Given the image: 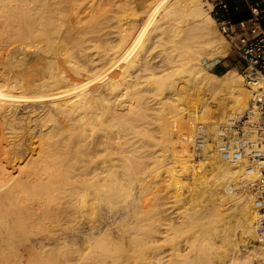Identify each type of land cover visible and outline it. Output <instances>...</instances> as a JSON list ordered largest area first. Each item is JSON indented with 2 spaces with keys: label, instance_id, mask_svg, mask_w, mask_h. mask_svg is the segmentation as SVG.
<instances>
[{
  "label": "bare ground",
  "instance_id": "obj_1",
  "mask_svg": "<svg viewBox=\"0 0 264 264\" xmlns=\"http://www.w3.org/2000/svg\"><path fill=\"white\" fill-rule=\"evenodd\" d=\"M142 1L0 0L1 42L6 45L10 41L11 46L20 40L18 49L36 54L45 65L39 69L43 72L40 77L37 71L30 74L28 70V75L39 77L30 78L35 82L28 89V75L25 80L22 74L24 81L16 76L20 70L14 77L9 75L11 68H20L19 53L15 52L16 64L4 48L15 67L8 72L6 68L7 75L0 73V113L9 114L0 122V264H8L2 256L10 249L17 260L9 264H23L25 257L36 254L37 249L44 251L45 259L49 256L52 264H251L250 256L243 255L239 247L254 244L251 238L256 236V210L251 196L235 191L256 180L259 170L246 167L245 171L242 163L222 158L210 142L211 150L204 155L208 162L191 172L190 185L184 192L196 202L190 204L192 200H188V204L180 205L178 198L183 193L176 186L186 184L178 178L177 165L171 163L172 142L175 134L181 136L177 129L185 128L184 115L198 119L215 139L221 126L227 127L236 114L248 108L250 94L261 83L249 85L245 80V86L242 75L234 71L223 76L206 72L203 60L207 55L216 62L228 52L221 37L213 34L210 25L215 19L202 12L200 0H162V5L157 6V2L148 15L147 10L142 14L135 10ZM26 41H40L43 46L29 49L32 42ZM5 59L0 58L1 64L10 66ZM192 89V96L181 107V99ZM14 105L27 108L28 129L27 122L24 128L20 116L13 113ZM167 115L171 119L169 153L157 148L160 142L156 134L168 135L160 122ZM31 132L36 134L37 147L29 150L26 143L31 142L26 138ZM182 136L184 141L189 139ZM5 153L27 154L35 164L29 171L20 164H12L14 170H10L2 157ZM100 154L101 160L97 159ZM7 160L12 161L10 156ZM156 162L161 164L157 165L158 172H163L156 174L159 183L151 195L154 198L137 203L145 193L137 194L136 202L133 198L128 202L129 188L137 184L143 193V188L149 187L146 171ZM82 184H87L88 192L93 188V198L108 201L110 220L114 219L110 222H116L117 236L111 234L112 230L110 239L105 232L100 235L106 230L102 231L99 223L90 225L86 232L76 228L73 235L56 233L64 220L78 213L80 207L83 211L84 200L92 197L91 193L86 198L87 192L81 206L74 204L82 197H77ZM113 199L123 200L122 208L116 211ZM230 199L236 202L230 203L232 206L237 205L236 212V208L228 207L233 216L223 211ZM44 202L53 205L47 207ZM144 205L150 209L146 213ZM192 210L203 211L201 219L207 217L205 222L211 219L215 223L205 227L199 213L194 216ZM197 218L204 223L198 225L200 229H212L198 230L194 224L195 220L199 222ZM192 223L196 229L184 236V226ZM79 237L93 248L67 262L69 256L57 247L70 245L80 252ZM51 243L56 249L53 244L54 249L50 247ZM258 246L264 253V244Z\"/></svg>",
  "mask_w": 264,
  "mask_h": 264
},
{
  "label": "rangeland",
  "instance_id": "obj_2",
  "mask_svg": "<svg viewBox=\"0 0 264 264\" xmlns=\"http://www.w3.org/2000/svg\"><path fill=\"white\" fill-rule=\"evenodd\" d=\"M145 1V2H144ZM144 1H142V3H140V4H138L136 7H135V10L137 11V9L138 10H140L138 13L139 14H142V13H145V11L147 10V15H148V13L150 12L149 10H152V8H155L156 6V4H157V2H158V4H157V6L160 4V6L162 5V2H160V1H162V0H148V1H146V0H144ZM151 1V2H150ZM154 1H155V3H154ZM167 1V0H166ZM165 0L163 1V2H166ZM171 1H173V0H171ZM174 1H176V0H174ZM143 2H144V4L146 3V5L144 6L143 5ZM153 3V4H152ZM141 5H143V6H141ZM153 5V6H152ZM200 5H201V9H202V12L204 13V14H206V15H210V16H212V17H214L210 12H209V10H210V8L212 7V5L207 1V0H200ZM138 7V8H137ZM142 9V12H141V9ZM152 7V8H151ZM144 8H146V9H144ZM214 19H215V17H214ZM210 28H212V31H213V34L214 35H218V36H220L221 37V39H222V41L224 42V45H226V46H224V48L227 50V55L225 56V57H221L218 61H216V62H214L213 61V58H211L210 56H206L207 57V59H204L203 60V66L206 68L205 70H206V72L209 74H211V73H213V74H217V75H219V76H223L225 73H227L228 71H234V72H238V73H240L241 74V71H240V64H239V60H238V58H239V56H238V54H237V52L233 49V47L231 46V43L226 39V37L223 35V33H221V31H220V28L218 27V21L215 19V21H214V23H211V25H210ZM13 41V40H12ZM16 42H18L19 43V41L20 40H15ZM14 41V42H15ZM42 41V40H41ZM0 42H1V40H0ZM15 42V45L14 44H11V46L13 47V49L11 48V46H10V41H8V43L6 42V45H5V43L4 42H1L0 43V50L1 49H3V50H1L0 52V58L1 59H5V57H6V59L8 60V63H10L11 65L9 66V65H4V64H1V62H0V73H3L4 75H7V74H5V72H6V68H7V72H8V69H10L11 67H13L14 66V63H18L19 61H20V64H18V66H20V68L18 67V68H11L12 70L11 71H13V73L10 71V76L12 75L13 77H14V73H15V75H16V73H18L19 72V70H20V74L18 73L16 76L18 77V78H20V80L21 79H23L24 78V76H23V78H21L22 77V74L24 73V75H25V80H26V76L28 75L27 73H29V71H30V74H31V72H35L36 73V71L39 73H36L37 75H39V77L41 76V74L43 73L41 70H39L42 66H43V68H44V66L45 65H43L44 64V61H41L39 58V56L37 57V55L35 54V55H32V54H30V51H27L26 50V52H22V51H20V49H18V47L17 46H19L20 47V43H21V41H20V43L18 44V43H16ZM27 43H29L28 41H26ZM32 42V41H31ZM30 42V43H31ZM45 42V41H44ZM44 42H42L43 44H44V46H45V43ZM4 43V44H3ZM29 43V44H30ZM39 43V44H38ZM38 43H36V41H34V42H32L31 43V45L32 44H34V45H30V46H28L29 47V49H35L37 46L38 47H40V45H41V47L43 46L42 44H41V42L39 41ZM226 43V44H225ZM35 44H37V45H35ZM8 45H9V47L11 48H9L8 47ZM7 46V47H6ZM22 46V45H21ZM34 46H36V47H34ZM16 47V48H15ZM31 47V48H30ZM37 47V48H38ZM7 49V51H9V55L10 54H12V55H10V57H9V59L11 58H13V66H12V62L8 59V57L7 56H9V55H7L8 54V52L5 50V49ZM36 48V49H37ZM228 48V49H227ZM9 49V50H8ZM16 49V50H15ZM5 50V51H4ZM14 52H13V51ZM19 50V51H18ZM3 51V52H2ZM10 51H12V52H10ZM15 52H17V54L15 53ZM22 52V54L24 55V56H26L25 57V61H24V59H23V55L22 54H20ZM3 53V54H2ZM13 53H14V56H13ZM26 54V55H25ZM28 54H30V55H28ZM5 55H7V56H5ZM18 56V59H19V61H17V56ZM21 55V56H20ZM28 55V56H27ZM13 56V57H12ZM16 56V57H15ZM30 56V57H29ZM41 56V55H40ZM16 59H15V58ZM20 57V58H19ZM21 57H22V60L25 62L24 64L22 63L23 61H21ZM37 59H36V58ZM26 58H30V61H29V59H26ZM34 60H33V59ZM41 58H43L42 56H41ZM212 60H211V59ZM5 59V60H6ZM36 59V60H35ZM26 60H28L27 62H26ZM41 62H40V61ZM43 60V59H42ZM17 61V62H16ZM32 61V62H31ZM34 61H35V63H34ZM38 61V62H37ZM36 62H37V64H36ZM40 62V64L39 65H41L40 67H39V65H38V63ZM43 62V63H42ZM35 65H34V64ZM31 65L30 67H31V69H30V67H29V65ZM213 64V65H212ZM24 65H28V68L27 67H25ZM38 67H37V66ZM211 65V66H210ZM4 66H6V67H4ZM25 68H24V67ZM35 66V68H33V67ZM209 66V67H208ZM3 67L5 68V69H3ZM15 67V66H14ZM23 67V68H22ZM43 68H41V69H43ZM17 69V70H16ZM24 69H25V71H24ZM15 70V71H14ZM29 70V71H28ZM33 70V71H32ZM28 71V72H27ZM40 71L42 72V73H40ZM28 75L27 76V80L25 81V83L27 82V84H28V82H29V84H31V85H29V86H27V88L28 89H31V87L30 86H32V84L35 82H33V81H31V79L30 78H32L33 80L35 79H37V78H39L36 74H34L33 75V73H32V75ZM34 76H35V78H34ZM37 76V77H36ZM24 79L23 80H21V81H24ZM242 79H243V83L245 84V86H247V83H246V81H245V79H244V77L242 76ZM192 85V84H191ZM194 85V84H193ZM192 85V86H193ZM191 86V87H192ZM194 87V86H193ZM192 87V88H193ZM194 89H192V90H190L189 92H187L186 93V96L184 97V99H181V102L183 103L182 105H181V107L182 106H185V104H186V102H188V100H189V97H191L192 96V92H194L193 91ZM209 94V95H208ZM206 96H211V93L210 92H206V94H205ZM250 97H251V94H250ZM250 97H249V99H250ZM2 102H3V100H1ZM0 101V103H2ZM15 107V111L13 112V113H17V114H15L16 115V118L18 119V117H19V120H21L22 121V124H23V126H24V128H26V129H28V125H30L31 126V124L29 123V122H27V108H25V107H23L22 106V108H21V105H14L13 106V108ZM17 107V108H16ZM24 109V110H23ZM25 109H26V111H25ZM185 113H186V111H184ZM184 112H181L180 113V115L181 114H185ZM244 112V111H243ZM243 112H242V114H243ZM23 113V114H22ZM26 113V114H25ZM4 114V113H3ZM2 115V112L0 113V116ZM5 115H7V116H5ZM15 115H13V116H15ZM237 116L235 117V119L239 116V115H241V114H236ZM5 116V117H4ZM8 116H9V114L8 113H5L4 115H2L1 117H0V122L2 121V122H4V118H8ZM23 116H24V118H23ZM25 117H26V119H25ZM184 117V116H183ZM23 118V119H22ZM25 119V120H24ZM183 119H185L186 120V124H185V128L182 126V127H179L177 130H179L181 133L183 132V131H185L187 128H189V125L191 126V120L190 119H187V118H183ZM195 121H194V123L195 122H197L198 121V119H194ZM197 120V121H196ZM24 121V122H23ZM27 122V123H26ZM160 122H161V128L163 127V129H165L164 130V133H168V135H164V137L162 136V133H156L157 135V138H155V139H157L159 142H160V144L158 145V147L157 148H161V149H164L165 150V152H166V150H169L168 151V153L170 152V150L172 149V143L174 144V149H173V158H174V160H175V153L177 152V147H176V136L178 135V134H175L174 135V137H173V142L171 143L168 139L170 138L169 137V134L171 133L170 132V127H169V125H171V119H169L168 118V115H167V117H165V119H162V120H160ZM198 122H200V121H198ZM24 123H26L25 125H26V127H25V125H24ZM166 124V125H165ZM193 124V123H192ZM167 127V128H166ZM184 128V129H183ZM183 129V130H182ZM169 130V131H168ZM31 134V135H30ZM32 134H34V135H32ZM151 133L149 132V135H150ZM28 136H27V138H26V141L28 140V141H30L31 143L29 144V143H26V144H28L29 146V150H32V149H34V148H36L37 146H35L36 145V134L34 133V132H31V133H28L27 134ZM152 135V134H151ZM151 135H150V137H151ZM149 136L148 137H146L145 136V138H150ZM30 138V139H29ZM31 138H34V140L33 139H31ZM27 141V142H28ZM170 142V143H169ZM30 145H31V147H30ZM34 145V146H33ZM164 146V147H163ZM166 148V149H165ZM168 148V149H167ZM37 150V149H36ZM176 151V152H175ZM9 152H10V150H9ZM31 151H29V153H30ZM11 153V152H10ZM10 153H7L8 154V156L6 155V153H5V155L4 156H2L3 157V159L6 161V164H7V166H8V168H10V170H14L13 169V165H16V164H20V166H21V168L22 169H25L26 171H29V170H31L32 169V167L34 166V164H35V162H34V160L33 159H30L29 158V156L27 155V154H10ZM115 154H113V156H114ZM10 156V159L12 160L10 163L8 162L7 163V157H9ZM5 157V158H4ZM102 159V157H103V154H100L99 156H98V158L97 159H100V158ZM100 159V160H101ZM3 160V161H4ZM173 160V159H172ZM5 161H4V163H5ZM171 163L173 164V165H177V163L175 162V161H171ZM233 163H235V162H233ZM8 164H10V165H8ZM13 164V165H12ZM159 164H160V162L158 163V162H156V163H154V164H152V166H150L149 168H148V170L146 171L148 174V176L146 175V179L148 180V183H147V185L149 186V187H144L143 188V190L145 189V191L147 192H143V190L141 191V192H143V193H140V191H139V189H138V187L136 186V185H134V186H132L131 188H129V190L131 191V192H129V195L127 196V198H128V202H131L130 200H132V198H133V202H136V198L138 197V195L137 194H139V196L140 195H142V194H144V196L142 195V196H140V198H138L137 199V203H139V202H142V201H144L147 197H151L152 199L154 198L153 196H151V195H153V193L157 190V186H158V183H159V180H157V178L159 179V174L161 173V172H163V170L162 171H159L158 172V170H160V167H161V164H160V167H158V169H157V165L159 166ZM242 164L244 165H242L243 167H245L244 169H245V171H247L246 170V167H247V163H244V162H242ZM191 165V164H190ZM156 166V167H155ZM179 167L180 166H176L175 167V169H176V172L177 173H180V172H182V170H179ZM178 168V169H177ZM200 168V167H199ZM152 172H151V171ZM156 170H157V172H156ZM158 176H157V175ZM179 176H178V178H181L182 179V181L186 184L185 186H183L184 184H181V185H177L176 186V188H177V190L179 191V193L180 194H182V195H180L179 196V198H178V200H181V201H178V204H180V205H182V204H185V203H187L188 202V200H189V203L191 202V200H192V202L190 203V204H192V203H194V202H196V200L194 201L193 199H191L190 197L191 196H189L188 197V195L186 194H184V192H186V188H187V186H189L190 185V180L188 181V180H186V178H182V173L181 174H178ZM151 177V178H150ZM149 179H151V180H149ZM1 180H3L2 179V177H0V182H1ZM154 180H155V182H154ZM151 183H153V184H151ZM188 183V184H187ZM154 184H156V185H154ZM249 184L250 183H246L244 186H242V188L241 187H239V189H237L236 191H235V193H237L238 195H241V194H244L246 197L249 195V196H251L252 197V199H251V203H253L252 205L254 206V208H255V199H254V197H253V195L251 194V192H250V189H249ZM152 185V186H151ZM28 186H30V187H32V184H28ZM84 186V187H83ZM151 186V187H150ZM153 186H154V189H152L153 188ZM81 187H82V189H81ZM81 187H80V189H81V191H78L79 193H80V195H79V193L77 194V197L78 196H82L81 197V199H80V197H78L80 200H77L78 202L76 203H74V204H78V206L81 204L82 205V203L80 202L81 200H83V198H84V196H85V194L88 192V190H87V184H82L81 185ZM134 187V188H133ZM89 188V187H88ZM149 188H150V190H149ZM185 188V189H184ZM80 189H78V190H80ZM90 191L91 190H93V188H91V189H89ZM128 190V191H129ZM149 190V191H148ZM84 191V192H83ZM89 191V192H90ZM87 193L86 194V198L87 197H89V196H87L88 194L90 195L91 193H92V197H89L90 199H91V201H90V199L89 198H87L88 200H89V203H91L90 204V206H89V203H88V200L86 201V200H84L85 201V205H82L83 207H84V210H86V212L83 210L82 211V208L80 207L79 209H81V210H79L78 211V213H76L75 215H76V217H75V215H71L70 214V216L69 217H67L68 218V220H64V222H63V226L62 227H59V228H57L56 229V233H58V234H62V233H64V235H73L74 233H76L75 231L76 230H79V232H80V230H81V232L83 231V232H86L87 230L89 231V228L91 227L90 225H95V224H97V223H99L98 225H100L101 227H100V229L103 231L104 229L107 231H103V232H101V234L100 235H102V233H104V235L106 234V235H109V237H107V238H109L110 239V231H111V234H114V235H118V230H117V226H116V222H110V221H112V220H114L113 218H112V220H110L111 218H110V212H109V210L111 209V207H110V204H107V202L108 201H102V200H100L99 198H93L94 197V194H93V192H90V193ZM133 193V194H132ZM251 195H250V194ZM84 195V196H83ZM135 195H137V196H135ZM91 196V195H90ZM136 198H135V197ZM182 196H183V198H182ZM248 196V197H249ZM188 197V198H187ZM131 198V199H130ZM181 198V199H180ZM85 199V198H84ZM95 199H96V201H95ZM100 200V201H98V200ZM135 199V200H134ZM114 200L115 199H113L112 201H113V203L116 205V208L113 206L114 204H112L111 206L112 207H114L115 209H116V211L118 210V208H120L121 206H123V205H121L122 203H123V200H121V199H117L115 202H114ZM138 200H140V201H138ZM175 200H177L176 198H175ZM233 199H230V200H228V203L226 204V206H224V212H226V213H229L228 215L230 216V213L231 212H229V210L231 211V209H228V207L229 208H232L233 210L237 207V205L235 206V204H236V202H235V200H234V202L232 201ZM80 202V203H79ZM100 202V203H99ZM232 203H235V204H233V206H235L234 208H233V206L231 205ZM43 204H46L47 205V207H51L52 205H53V203L52 202H50V203H47V202H44ZM188 204V203H187ZM189 204V205H190ZM80 205V206H81ZM118 205V206H117ZM229 205H231V206H229ZM88 206V207H87ZM92 206V207H91ZM95 207V208H94ZM118 207V208H117ZM87 208V209H86ZM110 208V209H109ZM122 208V207H121ZM149 208V206L148 205H144L143 206V209H145V212L144 213H146L148 210H150V209H148ZM227 208V209H226ZM253 208V207H252ZM91 209V210H90ZM201 209L202 208H200L199 210L201 211ZM199 210L197 211L198 213H199V215H197V216H200V213H203V211L202 212H199ZM89 211H90V213H89ZM194 210H192L191 212L192 213H194L193 212ZM237 211V208H236V210L234 211V212H236ZM196 212V213H197ZM234 212H232L231 213V216H233L232 214L234 213ZM196 213H194V216L196 215ZM84 214V215H83ZM96 214V215H95ZM87 217H86V216ZM99 215V216H98ZM115 215H117V214H115ZM118 215L120 216V215H122L121 213L119 214L118 213ZM227 214H226V216H228ZM95 216H97L96 218H95ZM118 216V218H117V216H116V218L117 219H119L120 217ZM202 216H203V214H201V216H200V219L202 218ZM77 218V219H75V218ZM94 217V218H93ZM109 217V218H108ZM122 217H123V215H122ZM101 220H100V219ZM106 218V219H105ZM199 218V217H198ZM198 218H197V220H198ZM205 218H207V217H205ZM205 218L203 217V219H201L202 221L201 222H203V220H204V222L206 221L205 220ZM1 219V218H0ZM121 219H123V218H121ZM193 219H195L194 217H193ZM76 220V221H75ZM98 222H97V221ZM104 220V221H103ZM209 220H211V219H209ZM208 220V223L207 222H205V227L207 226V225H209L210 227L212 226V224L213 223H215V222H210ZM101 221V222H100ZM118 221V220H117ZM199 222H197L196 220L193 222L196 226H197V229L198 230H203V227H201V229L199 228V226H202V225H200V224H204V223H200V220H198ZM121 222V221H120ZM197 222V223H196ZM72 223H74V224H72ZM101 223V224H100ZM110 223H114V225L113 224H110ZM193 223H192V225H190V226H184V230L183 231H185V232H183V234H184V236H190L191 235V233L194 231V229H196V227H194V228H192L191 226H193ZM199 223V224H198ZM72 224V225H71ZM88 225V226H87ZM199 225V226H198ZM72 226V227H71ZM104 226V227H103ZM108 226L110 227V228H108ZM114 226V227H113ZM204 227V228H205ZM210 227H208L209 229H210ZM56 228V227H55ZM62 228V229H61ZM77 228V229H76ZM106 228H108V229H106ZM208 228H205V229H208ZM76 229V230H75ZM208 229V230H209ZM212 229V228H211ZM210 229V230H211ZM61 231V232H59V231ZM193 230V231H192ZM211 232V231H210ZM52 233H55V232H52ZM108 233V234H107ZM81 236H83V235H81ZM16 237L17 236H14L13 238H14V241H15V239H16ZM71 237V236H70ZM80 239H81V241H80V239H79V245L81 244L82 246H80V248L82 249V251L80 250V252H76L75 251V249H73L74 247L72 246H66V245H60L59 247H57L54 243H51L50 244V247L51 246H53V245H55L54 246V248L56 249V247H57V250L58 251H60V252H63L64 253V255L66 254L67 256H69V260H67V262H69L70 260L72 261L73 259H76V257H78L77 255H79V253H81L82 252V254L84 253V252H86V253H88L89 252V250H90V247L91 248H93L92 247V245H90V244H88V243H86V242H84V241H86L85 239H82L81 237H79ZM257 231H256V236L255 237H252L251 238V240H253V242H254V244L252 245V246H250V245H248V246H243V245H241L239 248H240V250H241V253L243 254V255H249L250 256V258H251V264H263L264 263V253H262L261 252V248L258 246V245H260V243L258 242V240H257ZM10 240V239H9ZM83 241V242H82ZM110 241V240H109ZM81 242V243H80ZM82 243H84V244H82ZM85 243H86V245H85ZM220 243V242H219ZM53 244V245H52ZM221 244H222V246H224V244L221 242ZM219 245V247L221 248L222 246H220V244H218ZM67 248H66V247ZM69 247V248H68ZM51 248H53V247H51ZM53 248V249H54ZM70 248H72V249H70ZM218 249V251H221V249L223 248L224 249V247H222L221 249ZM60 249V250H59ZM66 249H67V251H66ZM222 249V250H223ZM83 250H84V252H83ZM10 252H8V250L7 251H5L4 253H3V256H2V261H4V262H7L8 264L11 262H14V260L13 259H15V261L17 260V256H16V253L14 252V250H9ZM39 251H41V253L43 252V255H44V251H42V250H38L37 249V256H38V258H39V261L40 262H37V260H38V258H37V256H36V254L34 253H32L31 255L33 256V257H36L35 259L33 258V257H31V255L29 256V255H27L26 257H25V259H27V260H25L24 259V262H23V264H35V262H37L36 264H38V263H40V264H42V263H44V264H48L47 262H48V260H51L52 261V259H48L47 260V258L49 257V256H46L47 258L45 259V255H44V257H43V255H40L41 253H39ZM34 252H36V250L34 251ZM68 252V253H67ZM8 253V254H7ZM45 253H48V252H45ZM5 254H7L8 256H9V258H8V256L6 255V257H5ZM39 254V255H38ZM68 254H70V255H68ZM76 255L75 257H73L74 255ZM81 254V255H82ZM85 254V253H84ZM35 255V256H34ZM49 255V254H48ZM28 256H29V258H28ZM4 257H5V259L6 258H8V259H4ZM41 257H43V258H41ZM70 257H71V259H70ZM30 258H33V259H30ZM29 260V262H27ZM31 260V261H30ZM33 260V261H32ZM47 260V261H46ZM44 261V262H43ZM50 261V263L52 264V263H54L53 261L51 262ZM74 261V260H73ZM42 262V263H41ZM49 263V264H50Z\"/></svg>",
  "mask_w": 264,
  "mask_h": 264
},
{
  "label": "built area",
  "instance_id": "obj_3",
  "mask_svg": "<svg viewBox=\"0 0 264 264\" xmlns=\"http://www.w3.org/2000/svg\"><path fill=\"white\" fill-rule=\"evenodd\" d=\"M207 1L212 5L209 12L218 21L221 33L239 56L241 75L249 85H261L252 91L243 114L227 127L221 126L215 139L209 137L203 123L192 124L195 118L184 115L191 120V126L176 136L174 161L182 170L178 174L182 173V178L189 181L191 172L208 162L204 155L211 150L208 145L213 142L222 158L244 162L248 169L259 170V177L249 184V189L255 199L257 240L264 244V0L251 6V17L238 21L228 16L225 0ZM182 135L189 139L182 140Z\"/></svg>",
  "mask_w": 264,
  "mask_h": 264
},
{
  "label": "crops",
  "instance_id": "obj_4",
  "mask_svg": "<svg viewBox=\"0 0 264 264\" xmlns=\"http://www.w3.org/2000/svg\"><path fill=\"white\" fill-rule=\"evenodd\" d=\"M228 4V15L235 19L249 18L253 15L251 6L262 0H225ZM264 23V20H263Z\"/></svg>",
  "mask_w": 264,
  "mask_h": 264
},
{
  "label": "trees",
  "instance_id": "obj_5",
  "mask_svg": "<svg viewBox=\"0 0 264 264\" xmlns=\"http://www.w3.org/2000/svg\"><path fill=\"white\" fill-rule=\"evenodd\" d=\"M229 16V15H228ZM230 17V16H229ZM231 18V17H230ZM233 21H238V20H235V19H233V18H231ZM240 20V19H239Z\"/></svg>",
  "mask_w": 264,
  "mask_h": 264
}]
</instances>
